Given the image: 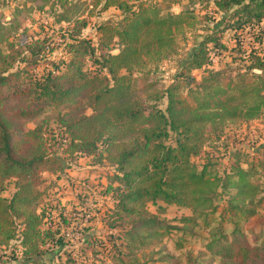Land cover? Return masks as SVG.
<instances>
[{"label":"trees","instance_id":"16d2710c","mask_svg":"<svg viewBox=\"0 0 264 264\" xmlns=\"http://www.w3.org/2000/svg\"><path fill=\"white\" fill-rule=\"evenodd\" d=\"M33 3L38 8H60L58 23L68 26L67 38L73 42L69 56L60 64L52 61L42 73L31 74L19 64L29 58L38 61L41 49L29 47L28 55L21 58L18 45L25 40L12 39L19 22L0 21V250L18 238L19 253L11 252L14 257L4 264H56L59 251L40 247L53 244L48 235L61 245L67 233L59 234V230L68 215L45 213L47 191L54 184L45 185L44 174H58L64 158L71 156L114 166L117 185L106 191L113 199V216L128 227L125 234L130 246L138 241L151 245L171 229L192 233L196 216L213 211L219 193L238 219L255 215L252 204L264 195L259 185L264 180L260 161L245 167L234 163L220 172L206 163L198 167L193 158L202 154L213 134L220 135L229 124L264 115V53L244 49L239 55L245 63L242 67L208 68L212 54L228 51L223 32L215 30L195 45L170 83L162 87L151 69L138 75L133 72L168 57L176 47L179 27L192 24V13H162L158 5L146 0H81L83 11L113 7L122 13L119 22L106 19L94 24L97 38L93 42L81 38L83 33L75 27L80 22L78 5L65 10L68 0ZM214 8L223 15L230 13L233 32H243L264 19V0H215ZM21 36L26 38V33ZM199 69L203 75L198 79L192 71ZM48 108L59 127L55 141L61 154L51 150L45 131L37 124ZM171 134L175 137L168 143ZM259 147L263 151L264 144ZM11 178L15 190L6 198L2 192ZM149 202L176 205L192 214L170 225L148 211ZM209 233L208 249L217 246L219 264H264V247L250 246L236 222L231 240L219 227Z\"/></svg>","mask_w":264,"mask_h":264},{"label":"rangeland","instance_id":"374dc122","mask_svg":"<svg viewBox=\"0 0 264 264\" xmlns=\"http://www.w3.org/2000/svg\"><path fill=\"white\" fill-rule=\"evenodd\" d=\"M146 1L158 5L162 13L185 11L192 13L194 19L192 24L184 23L179 27L176 34V47L168 57L155 62L150 61L138 70L135 69L134 75L151 69L153 77L160 81L162 87H166L175 76L179 64L185 61L195 45L206 34L215 30L218 33L223 32L221 34V36L223 35L222 41L228 47L226 49L228 51L221 49L218 51L219 54H212L215 58L216 68L242 67V64L245 63L239 59V55L244 49L247 51L254 49L264 53V19L260 24L251 25L243 32L239 30L233 32L230 27L233 25L231 22L233 18L230 13L223 15V13L216 12L214 10L215 0ZM33 2L34 0H0V21L8 22L15 19L19 22L12 39L16 42L20 39L23 42L25 40L24 44L18 45L21 50V58L28 55L29 47L33 50L41 49L40 55L37 56L38 61L29 58L19 64L31 74H40L51 67L52 61L60 64L63 58L69 56V43L73 40L67 38L66 29L68 26L61 27L58 23L57 19L60 14L56 11H61L60 8L52 6L38 8L37 3L39 2L37 1L35 4ZM68 2L65 10H70L72 5L79 6L80 22L75 27L77 31L80 30L83 33L84 36L81 38L85 37L84 39H91L93 42L97 38L94 24L106 19L119 22L122 17L121 11L113 7L104 11L90 8L83 11L84 5L81 4V0H68ZM165 4L168 5L167 8ZM83 20L87 24L82 25L81 21ZM23 32L26 33V38H22L21 33ZM238 40H241V44ZM229 52L232 54L228 56ZM34 61H37L36 66L32 68ZM192 74L199 79L203 75V71L201 69L193 70ZM262 121L264 122V117ZM37 124H41L45 131L51 150L61 154L58 141H55L59 127L50 108L38 117ZM240 124L242 123L229 124L232 128L225 129L220 135L213 134V137L204 145L202 154L193 158L196 165L201 167L206 163L210 168L220 172L229 168V165L239 162L258 163L260 161L264 167V149L262 151L259 147L264 144L262 133L257 130V133L248 139H246L248 134L242 139L240 138L242 135ZM28 125L33 127L35 124L28 123ZM174 137V134H171L167 142L173 143ZM240 143H243L245 147L238 146ZM254 150L255 152L259 151L260 155H250V152ZM256 159L258 160L254 162ZM64 161L65 164L58 174L57 172L53 175L44 174L46 176L45 185L50 187L59 183L62 190L60 196H57V192L47 191L50 196L46 197L48 199L45 207L50 208L51 214L55 217L60 213L68 215V222H63V227L59 230V234L68 233L64 236L61 245L54 244L56 238L48 235L53 241L50 243L53 244L40 247L44 251H59L54 258L56 264H219L217 246H213L211 250L208 249L209 230L219 227L231 240L235 222L244 233L250 246L264 247V195L262 194L261 198H257L252 204L256 210L255 215L252 217L242 215L238 219L232 211L228 210L224 201L225 195L222 193L216 196V208L213 211L196 216V224L192 226V233L184 234V236L181 232L171 229L169 234L160 240L153 241L151 245H146L143 241L138 243V241L137 245L130 246L127 244L125 234L128 227L124 220L119 221L113 216V199L111 192L106 191L110 186L114 188L117 185L114 180L116 172L114 166L103 160L96 162L82 156L66 157ZM64 173L70 178L69 184L73 178L84 183L78 196L74 195V190L72 193H68V189L64 186L66 177L61 178ZM260 174L264 176V169ZM259 185L264 189V180L260 181ZM14 190L15 179H8L5 182L2 195L9 198ZM147 208L150 213L156 214L170 225L179 224V220L183 216L192 214L189 209L176 205L149 202ZM86 211L91 215L88 221H85L84 217ZM17 239L12 240L7 248L0 250V264H4L6 259L14 257L10 254L11 252L15 251V256L19 254ZM261 252H264V248Z\"/></svg>","mask_w":264,"mask_h":264},{"label":"built area","instance_id":"2783aa9c","mask_svg":"<svg viewBox=\"0 0 264 264\" xmlns=\"http://www.w3.org/2000/svg\"><path fill=\"white\" fill-rule=\"evenodd\" d=\"M214 62H215V58H213V55L211 56V62L209 63V64H207L206 65V67H208V68H212V67H214ZM82 157H86V156H82ZM62 177L61 178H63V177H66V181H65V188H67L68 189V193H72L73 192V190L75 191L74 192V195H76V196H78V194H80L81 193V186L84 184L83 182H81L80 180H76L75 178H73L72 180H71V182H70V184H69V181H70V178L67 176V175H65V173L63 174V175H61ZM58 181V180H57ZM57 181H56V183H57ZM55 188L53 189L52 188V191H49V192H57V196H60V193L62 192V190H61V188H60V184L59 183H57V185L56 186H54ZM66 191V190H65ZM64 192V191H63ZM67 192V191H66ZM49 196H50V193H49ZM48 199V198H47ZM47 199H46V202H45V204H47ZM45 204H44V206H43V208H44V210H45V213L47 214V213H49L50 211H51V209L50 208H48V207H45ZM46 208H48V209H46ZM49 215V214H48ZM56 217H58V216H56ZM84 217H85V221H88V219L89 218H91V215H90V213L89 212H85V214H84ZM57 220H59V218H57ZM43 221H44V223L45 224H48V221H47V217L45 216L44 217V219H43ZM66 235H68V233L66 234Z\"/></svg>","mask_w":264,"mask_h":264},{"label":"crops","instance_id":"0c3cea01","mask_svg":"<svg viewBox=\"0 0 264 264\" xmlns=\"http://www.w3.org/2000/svg\"><path fill=\"white\" fill-rule=\"evenodd\" d=\"M177 12V11H176ZM179 12V11H178ZM215 67V64H214ZM218 68V67H217ZM264 117V115L256 120L251 121L252 123H242L240 124V131H242V135L240 136V138H245L244 136L246 134H248L246 136V139H248L249 137H251L254 133H257V130H259V132L262 133V137H264V122L262 121V118ZM239 125V124H238ZM232 128L231 125L228 126L226 129H230ZM238 146L240 147H245V145L243 143H240ZM248 151V150H246ZM252 154V152H250V155ZM243 167L246 166V163L243 162H239Z\"/></svg>","mask_w":264,"mask_h":264}]
</instances>
